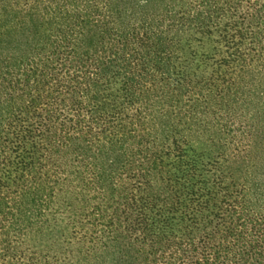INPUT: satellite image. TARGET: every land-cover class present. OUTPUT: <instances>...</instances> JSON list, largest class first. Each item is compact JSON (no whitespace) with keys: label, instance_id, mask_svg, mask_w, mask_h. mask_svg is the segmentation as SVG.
Returning a JSON list of instances; mask_svg holds the SVG:
<instances>
[{"label":"trees","instance_id":"16d2710c","mask_svg":"<svg viewBox=\"0 0 264 264\" xmlns=\"http://www.w3.org/2000/svg\"><path fill=\"white\" fill-rule=\"evenodd\" d=\"M0 264H264V0H0Z\"/></svg>","mask_w":264,"mask_h":264}]
</instances>
